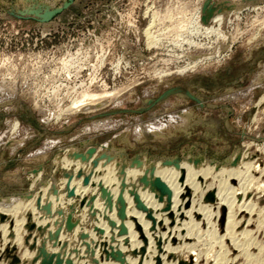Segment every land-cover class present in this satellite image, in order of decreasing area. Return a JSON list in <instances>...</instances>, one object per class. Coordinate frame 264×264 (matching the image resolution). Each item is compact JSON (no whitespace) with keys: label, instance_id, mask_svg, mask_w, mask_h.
I'll return each mask as SVG.
<instances>
[{"label":"rangeland","instance_id":"rangeland-1","mask_svg":"<svg viewBox=\"0 0 264 264\" xmlns=\"http://www.w3.org/2000/svg\"><path fill=\"white\" fill-rule=\"evenodd\" d=\"M83 93L102 106L69 112ZM110 150L121 153L117 164L137 159L145 177L153 178V209L125 186L115 192L118 218H126L122 199L128 193L149 236L136 218L135 239H121L126 231H116L113 203L104 200L107 186L97 170ZM185 158L208 162L217 172L230 162L249 163L248 173L229 181L247 207L238 211L235 229L238 245L249 242L244 253L229 238L221 242L227 211L217 220L213 188L222 174L189 179ZM171 167L180 184L177 209L183 208L173 214L159 174ZM192 185H204L206 196L196 202L195 225L187 228L181 213L191 209ZM46 192L55 197L45 209L49 220L29 222L21 242L15 241L16 219L2 201L24 199L40 208ZM99 195L102 213L93 208ZM263 213L264 0H0L1 264H215L220 252L226 258L221 264L255 258L250 264H264ZM77 225L81 237L61 236L63 226L71 231ZM213 229L215 238L208 234Z\"/></svg>","mask_w":264,"mask_h":264},{"label":"bare ground","instance_id":"bare-ground-1","mask_svg":"<svg viewBox=\"0 0 264 264\" xmlns=\"http://www.w3.org/2000/svg\"><path fill=\"white\" fill-rule=\"evenodd\" d=\"M84 94V93H83ZM85 95V94H84ZM83 95V99L81 100V101H78V102H75V103H73L74 105H73V107L70 109V111L69 112H73V113H75V112H89V111H93V110H96L97 108H99L100 106H102V104H103V102L104 101H95L94 102V100H95V96L93 95V96H88V94L87 95H85L84 96ZM86 101H88V102H86ZM107 151V150H106ZM77 152V151H76ZM75 152V153H76ZM78 153V152H77ZM76 153V154H77ZM69 154H71V153H69ZM85 154H87V153H84V155ZM73 155H74V152H73ZM106 155V154H105ZM80 156V155H79ZM91 156H93V155H91ZM73 157V156H72ZM80 157H82V156H80ZM79 157V159H81ZM90 157V156H89ZM105 157V156H104ZM106 159H105V161H103V162H101V163H99L98 165H97V170L101 173V175L105 178V181H104V184L107 186L106 188H105V192L106 193H108L107 194V196H106V198L104 199V200H106L107 198H110L111 199V201H112V203H113V206L111 207L112 209H113V218H114V220H116V231H119V230H121V229H124L125 231H126V233L123 235V236H121L120 238L121 239H124V240H129V241H131V240H133V239H135V237L137 236V231L135 232V224L133 223V218H136V219H139L140 221H141V223H142V225H143V229H144V231H145V233H146V235L147 236H149L150 234H149V231H148V228L146 227V225H145V223L144 222H142V218H141V212H140V210L139 209H137V204H136V202H135V200L133 199L134 197L132 196V195H129L128 193H126L125 195H124V198L122 199L125 203H126V210H125V219L124 220H121V219H119L118 218V212H117V210L120 208V207H118L117 205L118 204H120V202H119V199L117 198V196L115 195V192H116V190L118 189V188H120V187H123V186H125L126 187V191L128 192L129 190H131L132 192H135L137 195H139L140 196V200L143 202V204L145 205V207H151V209H153V199L155 200L156 198V196H157V193L150 187V185L152 186V181H153V178L151 177V176H146L145 177V174H144V171L143 170H140V168H139V165H140V162H138V160L137 159H135L134 161H132L131 163H129L128 165H123L122 163V165L121 164H117L116 162H115V160H116V158H122V155H121V153L119 152V151H109L108 152V154L106 155ZM189 157V156H188ZM248 157H249V155H248ZM251 157V156H250ZM85 158V157H84ZM102 158V157H101ZM138 158V157H137ZM83 159V158H82ZM86 160V159H85ZM101 160V159H100ZM190 161H192L191 159H189ZM188 159L186 160V158H185V161H184V159H183V161H184V165L182 164V167H184V168H186V171L188 170V177H189V179H190V177H192V176H194V175H197V174H203L204 176H211V177H216V176H218L217 174H222V178H221V180H220V184H219V186L218 187H216V188H213V193H214V195H215V202H216V209H218L217 210V212H216V215H215V217L217 218V220L220 218V212H221V210L223 209V208H225L226 207V211H227V213H226V217H227V219H226V225H225V235L221 238L222 240H221V242H223V240H225L226 238H229L230 240H232V242L234 243L232 246L234 247V248H236V249H238V251L241 253V252H245L246 251V248H245V246H247L246 244H248V243H246V244H244L245 246H243V244L240 246V245H238L237 244V241H238V238L240 237V236H237L236 235V231H235V229L237 228V225H239V224H241V222L239 221H237V217H238V211L240 210V209H242L243 207L244 208H247L245 205V203H243V200H242V203L240 204V202L238 203V201H237V198H238V196L239 195H235V194H238L237 192L238 191H241V190H238V189H234L233 187H232V185H231V183L229 182L230 181V179H232V177H236V179H240V177L242 176V175H245L244 173H248V171H249V169H251V167H249L248 166V162H245V163H242V162H240V163H242V164H236V165H234V164H232L231 162L226 166V164H223V167H222V169L220 170V172L218 171H216V169H214V168H212V166H211V164L210 163H208V162H201V163H199V162H196V161H192L191 163H190V161H189ZM242 160H244L243 158H242ZM96 161H97V157H96ZM246 161V160H245ZM82 162H83V160H82ZM91 162H92V160H91ZM171 164H173L174 163V160H171ZM176 162V161H175ZM196 162V163H195ZM212 162V161H211ZM228 162V161H227ZM251 162V161H250ZM80 163V162H79ZM78 163V164H79ZM89 163H90V161H89ZM168 163V162H167ZM169 163H170V161H169ZM82 164V163H81ZM213 164V163H212ZM251 164H252V162H251ZM145 165V164H144ZM175 165V164H174ZM174 165H172V166H174ZM88 166V165H87ZM146 166H147V163H146ZM140 167H141V165H140ZM219 166H217V168H218ZM258 168V167H257ZM84 169V168H83ZM149 169V168H148ZM172 169V167L169 169H166V168H160V172H159V174L161 175V178H162V180H163V182H165L166 181V183H167V188H168V191L171 193V196H172V204L174 205L172 208L174 209L173 211H172V214H173V212L174 211H179V210H183V208L181 207V209H180V207H179V210L177 209L178 208V204H179V200H178V198H179V190H178V187H177V183L179 184V182L178 181H174V180H172V178H171V176H172V174L173 173H171V170ZM253 169H255V167L253 168ZM178 171H181V170H178ZM80 172V171H79ZM82 172V171H81ZM87 173V172H86ZM98 173V172H97ZM175 173V172H174ZM187 173V172H186ZM177 174H178V172H177ZM181 174V173H180ZM247 175H249V174H247ZM246 175V176H247ZM92 176V175H91ZM246 176H244V177H246ZM262 176V175H261ZM180 176H178L177 178H179ZM188 177H187V180H188ZM197 177V176H196ZM243 177V176H242ZM92 178V177H91ZM159 178H160V176H159ZM160 178V179H161ZM175 178V177H174ZM186 178V177H185ZM94 179V178H93ZM103 179V178H102ZM144 179L146 180V181H144ZM197 179V178H196ZM208 179V178H207ZM218 179V178H217ZM249 179V178H248ZM69 180V179H68ZM73 180H74V178H73ZM86 180V179H85ZM208 180H210V179H208ZM242 180H243V178H242ZM70 181V180H69ZM143 181V182H142ZM212 181V180H211ZM72 182V181H71ZM154 182H156V181H154ZM158 182V181H157ZM161 182V181H160ZM181 182V181H180ZM186 182V180L184 181V183ZM203 182H205V181H203ZM208 182V181H207ZM240 182V181H239ZM245 182V181H244ZM77 183V182H76ZM209 183V182H208ZM208 183H207V186H208ZM253 183V182H252ZM89 184V183H88ZM186 184V183H185ZM188 184V183H187ZM202 184H205V183H202ZM154 185H156L157 186V184H153V186ZM180 185V184H179ZM67 186H68V184H67ZM162 186V185H161ZM184 186V185H183ZM189 186V185H188ZM191 186V185H190ZM196 185H192V188H191V190H192V192H193V198L191 199V202H190V200H189V202L191 203V209L189 210V211H186V213H181V214H184V217H182L183 219H182V222H183V225L185 226V227H187V228H192V227H194V218H193V213H195L194 212V209H197V205H196V202L197 201H201L202 200V197H204V196H206V195H204V196H201L202 195V192L204 191V189H205V186L203 185L202 187L201 186H196ZM210 186V185H209ZM212 186V185H211ZM253 186V185H252ZM72 186H70V188H71ZM99 187V186H98ZM104 187V186H103ZM155 187V186H154ZM158 188V187H157ZM160 188V187H159ZM181 188V187H180ZM179 188V189H180ZM185 188V187H184ZM183 188V189H184ZM204 188V189H203ZM187 189V188H186ZM209 189H211V188H209ZM75 190V189H74ZM123 190V189H122ZM206 190H208V189H206ZM158 191V190H157ZM182 191V190H181ZM180 191V192H181ZM184 191V190H183ZM187 191V190H186ZM244 191V190H243ZM62 192V191H61ZM59 193V192H58ZM63 193H65L64 191H63ZM70 193V192H69ZM94 193V192H93ZM100 193H102V192H100ZM104 193V192H103ZM210 193V192H209ZM160 194V193H159ZM163 194H164V192H163ZM184 194V193H183ZM182 194V195H183ZM240 194V193H239ZM41 195H43V194H41ZM167 195V194H166ZM188 195H189V192H188ZM64 196V195H63ZM70 196H71V194H70ZM105 196V195H104ZM184 196H185V194H184ZM186 196H187V194H186ZM191 197H192V195H190ZM38 197V196H37ZM59 198L61 197V196H58ZM181 197H183V196H181ZM189 197V196H188ZM240 197V196H239ZM55 197H53V196H51V195H49V193L48 192H46V194L45 195H43V198H42V201H41V205H40V208H35V204L33 205V203H34V201L33 202H28V203H24V202H21V201H23V200H21V201H19L18 199L16 200V199H14V200H12V199H7L6 201H2V204L3 205H7V207H9V211L12 213L11 215H13L14 217H15V219H16V226H15V234H16V236H15V241H20L21 240V238H22V236H23V234L25 233V231H26V229L29 227V226H31L30 224H28L29 222H34L35 221V224L36 223H38L39 225L41 224V223H46L45 221L46 220H49V215H48V213H45V209H46V207L48 206V204L50 203H52L55 199H54ZM75 198V197H74ZM95 198V197H94ZM102 198V195L100 196L99 195V197H97V199H96V201H95V203H94V205H93V208H94V211H96L97 213H102L103 212V206H102V204L100 203L101 201H100V199ZM41 199V198H40ZM158 199H160L161 201H164V196H162V193H161V195H158ZM168 199V198H167ZM182 199V198H181ZM187 199V198H186ZM185 199V200H186ZM29 200H31V199H29ZM183 200H184V198H183ZM240 200V199H239ZM237 201V202H236ZM49 202V203H48ZM103 202V201H102ZM167 202H169V201H167ZM108 203H109V201H108ZM138 203V202H137ZM124 205V204H123ZM198 205H199V203H198ZM215 205V204H214ZM92 206V205H91ZM125 206V205H124ZM142 206V205H141ZM172 206V205H171ZM186 206V205H185ZM213 205H211V207H212ZM247 206H248V204H247ZM210 207V208H211ZM4 208V207H3ZM88 208H89V206H88ZM123 208V207H122ZM187 208V207H186ZM199 208H201L202 209V206L201 207H199ZM213 208V207H212ZM250 208V207H249ZM2 209V208H1ZM142 209H143V211L145 210V211H147L146 209H144L143 207H142ZM157 209V208H156ZM166 209H168V207L166 208ZM177 209V210H176ZM189 209V208H188ZM201 209H199L200 211H202ZM252 209V208H251ZM54 210V208L52 209V211ZM186 210V209H185ZM169 211V210H168ZM195 211H198V209L197 210H195ZM251 211V210H250ZM53 212H55V210L53 211ZM72 212V211H71ZM121 212V211H120ZM152 212V211H151ZM161 212H162V210H161ZM184 212V211H183ZM207 212H210V211H207ZM212 212V211H211ZM210 212V213H211ZM249 212V211H248ZM254 212V211H253ZM3 213V212H2ZM64 214H66L65 212H63ZM62 213V214H63ZM69 213V212H68ZM90 213V212H89ZM147 213V212H146ZM150 213V212H149ZM148 213V214H149ZM153 213V212H152ZM169 213V212H168ZM206 213V212H205ZM204 213V214H205ZM210 213H206L207 215H209L210 216ZM71 214H73V212L71 213ZM163 214V213H162ZM170 214V213H169ZM264 214V213H263ZM76 215V214H75ZM166 215V214H165ZM213 215V214H212ZM57 216V215H56ZM60 216V215H59ZM63 217L65 216V215H62ZM67 216H69L68 214H67ZM73 216V215H72ZM90 216H92L91 214H90ZM94 216H96V215H94ZM145 216H147V215H145ZM158 216H160L159 214H158ZM157 216V217H158ZM180 216V215H179ZM178 216V217H179ZM203 216V215H202ZM214 216V215H213ZM1 217V216H0ZM63 217H61V218H63ZM81 217V216H80ZM106 217V216H105ZM121 217V216H120ZM149 217V216H148ZM212 216H210V218H211ZM244 217V216H243ZM3 218V217H2ZM5 218V217H4ZM77 218H78V216H77ZM96 218V217H95ZM150 218V217H149ZM180 218V217H179ZM209 218V219H210ZM14 219V218H13ZM14 219V220H15ZM64 219V218H63ZM66 219V218H65ZM203 219H204V217H203ZM206 219H207V216H206ZM208 219V220H209ZM214 219V218H213ZM1 220V219H0ZM86 220V219H85ZM87 220H88V218H87ZM135 220V219H134ZM157 220V219H156ZM158 220H159V218H158ZM163 220V219H162ZM211 220V219H210ZM249 220V219H248ZM6 221H7V219H6ZM5 220H4V222H6ZM84 221V220H83ZM89 221V220H88ZM99 221V220H98ZM105 221V220H104ZM216 221V220H215ZM79 223H83V222H80V220L78 221ZM85 222V221H84ZM157 222V221H156ZM160 223H161V221H159ZM163 222V221H162ZM8 223H9V220H8ZM8 223H6L7 225H8ZM49 223V222H48ZM55 223V222H54ZM65 223V222H64ZM86 223V222H85ZM101 223V222H100ZM111 223V222H110ZM159 223V224H160ZM210 223H211V221H210ZM261 223L262 224H264V217H263V219H262V221H261ZM27 224L29 225L27 228H26V226H27ZM42 224V225H43ZM51 224V223H50ZM58 224V223H57ZM68 224H70L69 222H68ZM161 224H163V223H161ZM199 224V223H198ZM255 224V223H254ZM258 224V223H257ZM262 224H261V226H262ZM6 225V226H7ZM39 225H37L38 227H39ZM41 225V226H42ZM85 225V224H84ZM101 225V224H100ZM106 225V224H105ZM153 225V224H152ZM177 225V224H176ZM197 225V224H196ZM3 226H4V224H3ZM107 226V225H106ZM111 226V225H110ZM137 226V225H136ZM171 226V225H170ZM257 226V225H256ZM5 227V226H4ZM64 227V229H63V231H62V234H61V232H60V234H61V236H63L64 234H67L68 233V235L69 236H71V237H76L75 239H78V236H80L81 235V226L80 225H77V226H74V228L73 229H71V231H69V230H66L65 229V227L66 226H63ZM85 227V226H84ZM83 227V228H84ZM93 227V226H92ZM96 227H99V226H96ZM96 227L94 228V230H96ZM103 227H105V226H103ZM166 227H168L167 225H166ZM175 227L176 226H174V228L173 229H175ZM180 227V226H179ZM199 227V226H198ZM209 227V226H208ZM245 227H246V225H245ZM100 228V227H99ZM138 228V227H137ZM159 228V227H158ZM202 228V227H201ZM212 228V227H211ZM213 228H215L214 226H213ZM217 228H219L218 226L216 227V229ZM101 229V228H100ZM108 229V228H107ZM169 229V228H168ZM240 229V228H239ZM104 230V229H103ZM136 230H138V229H136ZM142 230V229H141ZM150 230V229H149ZM159 230V229H158ZM171 230H172V228H171ZM184 230H185V228H184ZM242 230V229H241ZM28 231V230H27ZM26 231V232H27ZM53 231V230H52ZM84 231V230H83ZM92 231V230H91ZM143 231V232H144ZM239 231V230H238ZM257 231V230H256ZM55 232V231H54ZM109 232V231H108ZM155 232V231H154ZM153 232V233H154ZM158 232V231H157ZM178 232V231H177ZM263 232V231H262ZM84 233H85V231H84ZM83 233V234H84ZM88 233V232H87ZM101 233V232H100ZM140 233V232H139ZM150 233H152V232H150ZM11 234V233H10ZM33 234H34V232H33ZM106 234V233H105ZM105 234H104V238H106V236H105ZM209 234V236L210 237H213V238H215V236H216V234H215V230L213 229L212 230V232L211 233H208ZM244 234V233H243ZM241 235V236H244V235ZM42 235V234H41ZM56 235V234H55ZM90 235V234H89ZM89 235H87V236H89ZM98 235H99V233H98ZM101 235H102V233H101ZM119 235V234H118ZM167 235V234H166ZM182 235V234H181ZM246 235V234H245ZM248 235V234H247ZM86 236V237H87ZM113 236H116V235H113ZM142 236V235H141ZM153 236V235H152ZM208 236V237H209ZM256 236V235H255ZM81 237V236H80ZM249 237V236H248ZM7 238H9V237H7ZM61 238V237H60ZM83 239H84V237H82ZM100 238V237H99ZM102 238V237H101ZM207 238V237H206ZM223 238H225V239H223ZM48 239V238H47ZM86 239V238H85ZM89 239H90V237H89ZM92 239V238H91ZM107 239V238H106ZM210 239V238H209ZM54 240V239H53ZM117 240V239H116ZM141 240V239H140ZM143 240V239H142ZM178 240V239H177ZM59 241V240H58ZM74 241V240H73ZM82 241V240H81ZM93 241V240H92ZM121 241V240H120ZM136 241V240H135ZM180 241V240H179ZM14 242V241H13ZM21 242V241H20ZM84 242V241H83ZM89 242V240L87 241V243ZM119 242V241H118ZM139 242V241H138ZM144 242V241H143ZM157 242V241H156ZM159 242H161V241H159ZM246 242V241H245ZM53 243V242H52ZM51 243V244H52ZM81 243V242H80ZM86 243V242H85ZM92 243V242H91ZM158 243V242H157ZM217 243V242H216ZM15 244V243H14ZM14 244H11V245H13L14 246ZM16 244H18V243H16ZM98 244V243H97ZM134 244V243H133ZM138 244V243H137ZM240 244V243H239ZM253 244V243H252ZM90 245V244H89ZM96 245V244H95ZM136 245V244H135ZM149 245V244H148ZM153 245V244H152ZM249 245V244H248ZM37 246V245H36ZM98 246V245H97ZM107 246V245H106ZM110 246V245H109ZM119 246V245H118ZM134 246V245H133ZM132 246V247H133ZM144 246H146L145 244H144ZM149 246H151V245H149ZM92 247V246H91ZM143 247V246H142ZM255 247V246H254ZM9 248V247H8ZM14 248V247H13ZM45 248V247H44ZM89 248V247H88ZM104 248H105V244H104ZM108 248V247H107ZM110 248V247H109ZM234 248H232V249H234ZM138 249V248H137ZM137 249H136V251H137ZM60 250H61V248H60ZM82 250V249H81ZM81 250H80V252H81ZM123 250V249H122ZM132 250V249H131ZM139 250V249H138ZM6 251V250H5ZM13 251V250H12ZM92 251V250H91ZM101 251V250H100ZM135 251V252H136ZM140 251V250H139ZM144 251V250H143ZM148 251V250H147ZM194 251H195V249H194ZM197 251V250H196ZM222 251V250H221ZM263 251V250H262ZM11 252V251H10ZM58 252V251H57ZM108 252V251H107ZM130 252V251H129ZM132 252H133V250H132ZM131 252V253H132ZM141 252V251H140ZM140 252L138 253V254H140ZM157 252V251H156ZM210 252V251H209ZM209 252H208V255H209ZM251 252V251H250ZM117 253V252H116ZM145 254H146V252H144ZM143 253V254H144ZM149 252H147V254H148ZM171 253V252H170ZM200 253V252H199ZM221 253V255L220 254H218V255H220V256H218V258H217V260H216V262H215V264H221V262H223L222 260H224V259H226L225 258V254L224 255H222L223 253L222 252H220ZM20 254V253H19ZM28 254V253H27ZM99 254V253H98ZM97 254V255H98ZM105 254V253H104ZM110 254V253H109ZM113 254V253H112ZM115 254V253H114ZM129 254V253H128ZM134 254V253H133ZM137 254V253H136ZM147 254L145 255V256H147ZM151 254H153V253H151ZM201 254V253H200ZM207 254V253H206ZM205 254V255H206ZM11 256L13 255V254H10ZM106 255V254H105ZM117 255V254H116ZM115 255V256H116ZM121 255V254H120ZM132 255V254H131ZM155 255V254H154ZM215 255V254H214ZM244 255V254H243ZM257 255V254H256ZM2 256H3V254H2ZM100 256H102V255H100ZM107 256V255H106ZM114 256V257H115ZM118 256V255H117ZM144 256V257H145ZM148 256H150V255H148ZM159 256V255H158ZM165 256H167V255H165ZM165 256H164V258H165ZM198 256V255H197ZM197 256L195 255V254H192V258H196V259H199V257L197 258ZM212 256V255H211ZM210 256V257H211ZM231 256V255H230ZM242 256V255H241ZM258 256V255H257ZM9 257V256H8ZM103 257V256H102ZM122 257H124V256H122ZM128 257V256H127ZM135 257V256H134ZM227 257V256H226ZM248 257V256H247ZM110 258V257H109ZM118 258V257H117ZM137 258V257H136ZM154 258H155V256H154ZM157 258V257H156ZM163 258V257H162ZM163 258V259H164ZM250 258V257H249ZM253 258V257H252ZM10 259H11V257H10ZM9 259V260H10ZM14 259V258H13ZM21 259V258H20ZM114 259V258H113ZM116 259V258H115ZM133 259V258H132ZM135 259V258H134ZM145 259V258H144ZM158 259V258H157ZM202 259V258H201ZM207 259V258H206ZM256 259V258H255ZM254 259V260H255ZM6 260V259H5ZM8 260V262H12V260H10L9 261ZM27 260V259H26ZM127 260H129L128 258H127ZM154 260V259H153ZM187 260V259H186ZM186 260H184V262L186 261ZM253 260V259H252ZM252 260L250 261V263L252 262ZM253 260V261H254ZM3 261V260H2ZM21 261H22V259H21ZM20 261V262H21ZM54 261V260H53ZM113 261V260H112ZM116 261V260H115ZM147 261H148V257H147ZM167 261V260H166ZM194 261V260H193ZM225 261V260H224ZM236 261V260H235ZM109 262V261H108ZM123 262H125V260L123 261L122 260V263ZM127 262V261H126ZM134 262V261H133ZM154 262V261H153ZM164 262V261H163ZM162 262V263H163ZM168 262V261H167ZM183 262V261H182ZM255 262V261H254ZM107 263V262H106ZM121 263V264H122ZM150 262H148V264H149ZM155 263V262H154ZM165 264H166V262H164ZM171 263V262H170ZM170 263H167V264H170ZM210 263V262H209ZM230 263V262H229ZM247 263V262H246ZM249 263V264H250ZM253 263V262H252ZM264 263V262H263ZM1 264V263H0ZM2 264H4V263H2ZM8 264H10V263H8ZM119 264V263H118ZM129 264V263H128ZM131 264H133V263H131ZM138 264V263H137ZM150 264H152V262L150 263ZM256 264V263H255Z\"/></svg>","mask_w":264,"mask_h":264}]
</instances>
